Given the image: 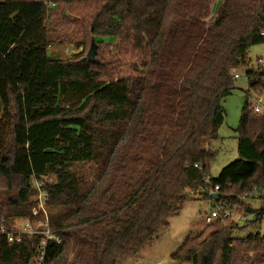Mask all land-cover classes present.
Returning <instances> with one entry per match:
<instances>
[{
  "label": "trees",
  "instance_id": "16d2710c",
  "mask_svg": "<svg viewBox=\"0 0 264 264\" xmlns=\"http://www.w3.org/2000/svg\"><path fill=\"white\" fill-rule=\"evenodd\" d=\"M49 2L55 7L40 0L0 2V178L16 191L0 200V228L11 232L13 219L42 218L33 215L34 181L54 176L42 190L61 242L48 241L44 264H117L168 228L194 200L191 192L207 190L213 194L206 191V199L244 207L254 219L242 226L216 221L185 239L172 260L264 264V233L234 236L264 217V197L258 208L243 202L255 187L264 188V115L248 100L264 89V71H245L238 160L217 177L208 175L216 157L209 145L224 123L222 101L235 89L234 71L248 66L252 47L264 45V0ZM75 2L80 9L68 20L82 27L80 47L93 51L90 62L84 52L66 60L48 50L52 10ZM157 8L158 29L144 43L147 16ZM112 13L126 25L124 42L152 54L143 71L117 79L119 59H99L110 44L93 28ZM84 164L99 168L86 192L75 173ZM40 238L24 235L12 244L0 233V264L30 263Z\"/></svg>",
  "mask_w": 264,
  "mask_h": 264
},
{
  "label": "rangeland",
  "instance_id": "374dc122",
  "mask_svg": "<svg viewBox=\"0 0 264 264\" xmlns=\"http://www.w3.org/2000/svg\"><path fill=\"white\" fill-rule=\"evenodd\" d=\"M2 1L3 0H0V2ZM219 1L220 0H217V5ZM79 9L80 5L77 2L72 5L59 3L51 12L48 22L51 44L48 50L53 54H58L61 59H71L73 56L83 52L85 53L84 57L87 55V46L86 49L80 47V44L86 37V35L83 34L82 27L78 24L72 25L69 22L70 20H68H73L75 18V14L73 13ZM161 10L162 9L157 8L154 12L148 14L142 39L144 43L149 42L155 37L161 18ZM125 27V23H121L120 19L114 16L113 13L112 16L102 18L93 23L95 37L105 41L106 44H110V46H102V54L100 53L101 56H99V59H119L118 68L122 71L120 75L116 76V79L129 74L134 75L137 71H143L152 58V54L148 51L147 46L136 49L134 48L133 40L130 39L129 43L124 42L121 32ZM248 55L250 63L247 67H241L234 71L239 74V78L235 80V89L222 101L223 108L226 112L225 120L218 130V139L212 141L209 145V148L216 152V157L211 163L208 173L211 177H217L227 165L238 160L237 134L235 130L238 128L242 108L246 101V92L249 89L245 71L248 68L264 71V45L252 47ZM258 99L264 102V89L258 95L251 92L248 98L249 102L253 105L256 104V100ZM75 173L79 177V180H81V190L86 192L98 180L99 168L96 164H84L75 168ZM45 181L49 184L54 183L55 177H46L43 179L42 185L46 183ZM36 182L37 181H34V185ZM14 188L15 186L12 182L8 183V181H4L0 178V200L3 201L9 197H16ZM39 193V191L35 192L34 196L30 198L31 201H35L34 203H36V206L39 203ZM190 196L194 197V200L187 201L180 213L169 220L170 224L168 228H161L154 236L153 241L147 244L138 255L133 258H126L117 264H178L172 260L171 255L181 247L185 239L189 236H195L208 226V224L205 223V217L216 208V203L206 199L203 191L199 192L197 195ZM47 201L48 198H42L41 202L46 203L44 209L48 214L50 209L47 208ZM246 203H248V201H245V206L247 205ZM249 203L252 207L258 208L261 206L262 202L261 199H253ZM68 208L69 206L56 210L63 211ZM241 209L244 210V207ZM237 212L240 211L238 210ZM234 216L236 217V214H234ZM44 218L45 214H43L42 218L39 220L33 221L30 219H13L11 231H21L28 222H31L34 231L42 230ZM229 222L231 221H227V223ZM239 224L242 226L244 223L240 222ZM257 232L261 234L264 233V217L255 227L235 231L234 236L245 237L250 233Z\"/></svg>",
  "mask_w": 264,
  "mask_h": 264
},
{
  "label": "built area",
  "instance_id": "2783aa9c",
  "mask_svg": "<svg viewBox=\"0 0 264 264\" xmlns=\"http://www.w3.org/2000/svg\"><path fill=\"white\" fill-rule=\"evenodd\" d=\"M43 1L45 4H48L50 7H55L54 3H50L49 0H40ZM262 62V61H259ZM262 64V63H260ZM233 78L236 80L239 78V74L234 72ZM253 111L256 114H262L264 115V102L261 99L256 100V104L253 105ZM197 167V166H196ZM35 188L37 191H39V197H38V205L34 209L33 215L38 216L40 213L45 214V218L43 219V225L42 230H33L31 226V222L26 223L24 228L21 231H11L6 232L3 227L0 228V233L4 234L7 238V241L9 243H16L20 244L23 241V236L27 235L28 237H33L36 235H41L40 242L37 246V250L34 254V257L32 261L28 264H44L45 263V257H46V249H47V243L48 241L55 239L57 243H60L61 240L56 237L53 233V231L50 228L49 220L46 214V211L44 209L46 203H42V198H48V195L44 190H42V183L36 182ZM219 188L216 186L215 191H217ZM204 193H206L207 190H202ZM201 192V191H199ZM199 192H191L190 195H197ZM210 195L213 194L212 191H207ZM262 197H264V188H258L255 187L250 193L245 194L243 197V202L252 201L253 199L259 200ZM240 212H237V211ZM237 212V213H236ZM236 214V217L234 216ZM255 214L250 213L241 209L238 205L233 206H220L216 204V208H214L209 215L205 217V223L210 225L212 223H215L216 221H231L234 223H240V222H248L254 219Z\"/></svg>",
  "mask_w": 264,
  "mask_h": 264
},
{
  "label": "water",
  "instance_id": "95a60500",
  "mask_svg": "<svg viewBox=\"0 0 264 264\" xmlns=\"http://www.w3.org/2000/svg\"><path fill=\"white\" fill-rule=\"evenodd\" d=\"M87 57H88V61H89V62L92 61L93 58H94L93 51H90V52L88 53Z\"/></svg>",
  "mask_w": 264,
  "mask_h": 264
},
{
  "label": "crops",
  "instance_id": "0c3cea01",
  "mask_svg": "<svg viewBox=\"0 0 264 264\" xmlns=\"http://www.w3.org/2000/svg\"><path fill=\"white\" fill-rule=\"evenodd\" d=\"M246 204L249 206L250 203H246ZM250 206H251V205H250Z\"/></svg>",
  "mask_w": 264,
  "mask_h": 264
}]
</instances>
